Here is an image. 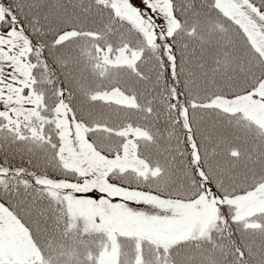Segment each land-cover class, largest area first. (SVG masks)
Wrapping results in <instances>:
<instances>
[{
  "label": "snow or ice",
  "instance_id": "snow-or-ice-1",
  "mask_svg": "<svg viewBox=\"0 0 264 264\" xmlns=\"http://www.w3.org/2000/svg\"><path fill=\"white\" fill-rule=\"evenodd\" d=\"M0 264H264V0H0Z\"/></svg>",
  "mask_w": 264,
  "mask_h": 264
}]
</instances>
